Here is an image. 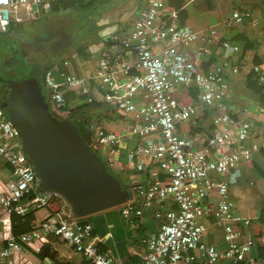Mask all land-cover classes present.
I'll use <instances>...</instances> for the list:
<instances>
[{"label":"built area","instance_id":"1","mask_svg":"<svg viewBox=\"0 0 264 264\" xmlns=\"http://www.w3.org/2000/svg\"><path fill=\"white\" fill-rule=\"evenodd\" d=\"M64 1L69 0H0V34L9 31L10 25L39 21L41 14L50 13ZM245 22L258 24L250 11L236 10L223 27L231 30ZM217 32L215 28L196 31L181 24L180 10L171 8L167 0H146L139 19L126 35L121 39L114 36L110 50L99 52L97 66L87 78L74 74L70 59L42 75L50 104L73 111L68 94L84 96L83 105H90L94 102L91 92L95 90L105 104L130 120L120 134L93 123L87 125L91 150L110 169L118 164L123 150L136 172H146L147 165L156 166L149 173L150 183L135 184L132 191L136 198L131 195L119 206L121 216L128 222L141 219L152 203L172 206L156 213L158 230L141 241L145 252L138 264H213L220 259L236 264L247 261L253 247L248 231L251 221L243 219L240 223L235 204L230 201L229 186L236 183L239 166L250 162L248 140L257 132L249 121L234 118L228 101L231 94L227 76L239 71L229 56L239 48L221 43V58L203 69ZM261 33L264 36V29ZM252 71L264 86V70L254 65ZM189 87L197 90V98L190 103L178 101L175 92ZM75 104L83 106L78 101ZM209 107L216 108L211 119L212 137L208 146H196L178 130ZM252 109L264 115L263 107L250 105L242 108V116ZM133 138L137 143L131 148L128 142ZM260 148L264 150V141ZM0 161L9 173L0 192V264H25L21 254L26 249L39 250L49 237L66 242L85 264H116L100 248L103 239L94 234L92 225L79 221L65 202L66 209L33 225L30 232L12 234L13 214L24 216L39 211L55 195L42 190L18 129L1 107ZM211 193L216 204L207 206L205 200ZM205 218L212 219L222 231L226 246L223 252L205 242Z\"/></svg>","mask_w":264,"mask_h":264},{"label":"crops","instance_id":"2","mask_svg":"<svg viewBox=\"0 0 264 264\" xmlns=\"http://www.w3.org/2000/svg\"><path fill=\"white\" fill-rule=\"evenodd\" d=\"M167 1L171 8L180 10L181 20L187 26L196 31L210 28L218 31L213 41L214 44L211 46V55L204 58L202 64L204 70L221 58L223 53L221 43L227 42L239 48L238 52L231 53L229 56V61L236 65L239 71L237 74L227 76L231 94L228 101L234 118L249 121L257 135L248 140V146L252 151L250 162L239 166L236 183L229 186V197L230 201L235 204V214L240 219V223L243 219L251 221L248 231L254 241L248 260L236 264H264V150L260 148L264 141V115L257 114L252 109L249 114L242 116V108L250 107V105L264 108V86L258 83L257 76L252 71L254 65L264 70V36L261 33L264 29V0ZM145 4L146 0H81L80 3L60 8L57 11L53 9L50 13H43L39 21L51 19L43 25V28L46 25L51 26L52 31L55 32L53 36L62 39L59 42L63 43L61 51L69 55L63 60H72L74 74L87 78L97 66L99 52L104 49L110 50L111 39L114 36L121 39L126 35L131 25L139 19V10ZM236 10L250 11L258 22L257 26L245 22L231 30H226L223 23ZM88 19H91L87 34L89 41L82 43L73 41L71 38L76 37L74 31L78 29L77 24ZM22 25H17V28L21 29ZM65 30L68 34L64 32ZM190 50L194 51L193 48ZM194 93L195 97L192 96ZM100 94L95 90L91 92L94 102L88 108L94 110L95 115H102L103 120L109 121L102 125L103 127L101 125L99 127L116 134L122 133L130 124V120L121 117L114 108L105 104ZM66 97L73 104L77 101L79 105L84 103V96L83 99L75 94H68ZM175 97L182 103H190L197 98V90L194 87L184 88L175 92ZM215 114V107L203 109L179 127V134L191 138L196 146H208L213 133L211 119ZM136 143L137 139L133 138L128 142V146L132 148ZM122 152L123 157L120 154L114 172L123 188L128 189L132 199H135L136 195L132 188L137 183L149 184V173L156 166L147 165L146 172H136L135 165L126 159V151ZM8 176L5 163L0 161V182L3 185ZM65 204L60 200L59 211L66 209ZM205 204L207 206L216 204L213 193L205 200ZM56 207V204L50 203L47 207L35 211L32 226L54 216L56 213L54 214L53 211ZM170 208L172 206L169 203L163 204L162 207L152 203L141 219H134L132 222L126 221L121 216L120 208H111L89 216L88 223L92 225L94 234L103 239L100 248L108 252L116 264H138L140 256L145 252L141 241L158 230L159 219L155 216L156 213ZM203 223L206 226L205 242L223 252L226 246L222 231L214 226L210 218L203 219ZM51 252H53V257L49 256ZM21 257L25 264H85L81 256L74 253L66 242L52 237H49L47 244L39 250L26 249ZM195 264H200V262ZM213 264L234 263L220 259Z\"/></svg>","mask_w":264,"mask_h":264},{"label":"water","instance_id":"3","mask_svg":"<svg viewBox=\"0 0 264 264\" xmlns=\"http://www.w3.org/2000/svg\"><path fill=\"white\" fill-rule=\"evenodd\" d=\"M3 84L8 92L0 100V107L17 127L44 192L62 199L77 218L119 207L130 200L129 190L109 174L104 162L91 150V132L81 134L71 120L59 121L51 115L33 72ZM49 256L53 257V252Z\"/></svg>","mask_w":264,"mask_h":264},{"label":"rangeland","instance_id":"4","mask_svg":"<svg viewBox=\"0 0 264 264\" xmlns=\"http://www.w3.org/2000/svg\"><path fill=\"white\" fill-rule=\"evenodd\" d=\"M49 21H51V19L49 20L44 19L42 22L38 21V22L24 23L21 29L16 30L13 28V29H9V31L5 32L4 34H0V70L5 69L3 65L5 62L7 66L10 63V66L11 64H13V66L24 65L25 67L30 62V63H34L36 67H39L38 69H41V71L43 69L45 70L47 67L48 68L56 67L53 69L56 70L60 66V62L69 55L67 52L63 53L61 51L63 43H59V42H61L62 39H60V37L55 38V36H53L55 32L52 31L51 26L46 25L43 28V25ZM90 22L91 19L79 22L77 24L78 29L74 31V35L76 37L73 38L70 37V38L77 43L88 42L89 37L87 36V34L89 31ZM64 32L68 34L66 30ZM64 40H66V38ZM26 68L20 71V73L23 76H19V77L17 76L18 78H16V80L21 79L25 75H27ZM44 92L48 94V91L45 88L42 89L43 95ZM80 99L83 98L80 97ZM67 101L69 103L71 102L70 100H68V98ZM71 106L73 107V110H75L77 109L78 105L73 104L71 102ZM79 111L81 110H77L75 112H79ZM93 111L94 110H91L90 108H85L80 112L78 116L81 117V116L89 115L90 122L96 124L97 126L100 125L102 126L109 122L103 120L104 118L102 115L100 114L98 116L95 115ZM121 155L123 157V152L121 153ZM105 167L106 170L109 172V174L117 178V175L114 172V168L110 169L106 163H105ZM3 190H4V185L0 182V192ZM88 218L89 216L79 218L78 220L88 222L89 221ZM29 257L31 258L30 255Z\"/></svg>","mask_w":264,"mask_h":264},{"label":"trees","instance_id":"5","mask_svg":"<svg viewBox=\"0 0 264 264\" xmlns=\"http://www.w3.org/2000/svg\"><path fill=\"white\" fill-rule=\"evenodd\" d=\"M81 0H69V1H64V2H60L57 3L54 6V11H57L60 8H64L67 6H71L74 5L76 3H80ZM180 16L181 12H180ZM182 18V17H181ZM181 24H183V21L181 20ZM14 26L10 25L9 29H13ZM16 30H18L17 26H16ZM28 66V67H27ZM27 68H26V73H30L33 72V74H35L38 77V81L40 86L42 87V89H44V82H43V73H45L47 70H49L50 68H46L45 70L43 69L41 71V69H38L39 67H36V65L34 63H30L27 64ZM2 93V92H1ZM196 93V92H195ZM195 93L192 94L193 97H195ZM3 94V93H2ZM44 96H45V100L46 102L49 104V111L51 113V115L61 121V120H71L72 122H74V124L77 125V127L79 128L80 133H84L87 130V125L90 123V117L88 116H78L80 114V112L85 109L88 108V106H92V105H85V106H78L77 109L73 110V111H69V110H62L60 108H58L57 106L50 104L49 103V95L44 92ZM191 96V98H192ZM6 98L5 96H2L0 94V100H4ZM77 110H81L79 112H75ZM75 114V116H74ZM78 116V117H76ZM60 198L59 197H55L52 196L49 200V202L47 203L46 207L51 203V204H56V209L53 211V213H57L59 211V207H60ZM33 211H30L27 215L24 216H18L13 214L11 216V222H12V233L14 236H19L20 234H25L31 231L32 229V221H33ZM263 215H264V211H263ZM262 257V256H261ZM263 258V257H262Z\"/></svg>","mask_w":264,"mask_h":264},{"label":"flooded vegetation","instance_id":"6","mask_svg":"<svg viewBox=\"0 0 264 264\" xmlns=\"http://www.w3.org/2000/svg\"><path fill=\"white\" fill-rule=\"evenodd\" d=\"M4 65V70H0L2 72H0V85L2 86V93L1 95L2 96H5L7 94V86H5L3 83H7V81L9 80H13V79H16L18 78L19 76H23L20 71L22 69H25V66L24 65H15L13 66V64H11L10 66V63L8 66L6 65V62L3 64ZM13 66V67H12ZM18 76V77H17ZM74 123V122H73Z\"/></svg>","mask_w":264,"mask_h":264},{"label":"clouds","instance_id":"7","mask_svg":"<svg viewBox=\"0 0 264 264\" xmlns=\"http://www.w3.org/2000/svg\"><path fill=\"white\" fill-rule=\"evenodd\" d=\"M50 69H52V68H50ZM50 69H49V70H50ZM90 123H91V122H90ZM61 200H62V199H61ZM62 201H63V200H62Z\"/></svg>","mask_w":264,"mask_h":264}]
</instances>
